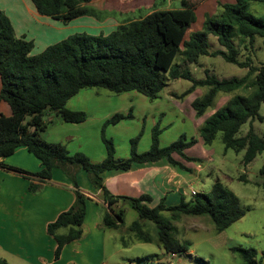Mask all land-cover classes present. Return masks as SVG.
<instances>
[{"label":"trees","instance_id":"trees-1","mask_svg":"<svg viewBox=\"0 0 264 264\" xmlns=\"http://www.w3.org/2000/svg\"><path fill=\"white\" fill-rule=\"evenodd\" d=\"M91 1L31 0L38 14L63 23L82 16L103 18L102 13L89 6ZM253 1L264 6V0L226 2L218 15L206 14L201 27L189 33L196 21L192 7L158 9L123 21L107 34L85 31L72 33L37 54H31L34 46L31 40L15 35L9 17L0 9V100L7 102L11 109L9 116L0 113V159L12 155L18 147H25L41 163V169L34 174L40 180L50 179L52 169L56 166L81 167L88 174L92 185L101 191L106 208L103 226H122L123 210L114 211L113 205L119 200L128 202L138 215L128 229L135 233L138 240L152 242L154 238L143 229L141 221L152 222L157 228L155 241L167 253L186 251L191 242L179 241L170 235L171 224L161 215L164 211L171 212L172 217L176 213L208 215L218 231L227 228L244 216L247 208L218 178L207 193H196L190 200L180 195L178 204L166 205L160 201L152 207L146 204L152 200L149 195L115 196L104 185L102 175L107 170H128L134 163L160 159L182 171L191 172V168L183 161L199 160L185 152L196 144L195 138H187L182 133L176 140L161 147V130L156 123L151 130L150 147L146 151L137 150L142 135L140 130L130 138L129 156L116 158L114 142L106 136L105 130L110 124L133 117L131 108L127 113L116 112L103 122L100 134L106 156L100 162H92L83 152L70 154L64 144L48 142L40 133L46 129L44 115L48 112L61 116L68 123H81L87 119L85 111L66 107L67 101L83 88L100 87L114 93L136 91L154 100L169 81L185 79L191 85L182 93H173L172 96L182 100L196 87H207V91L191 103L195 115L200 117L212 106L218 93H231L247 87L248 76L257 71L254 80L256 89L250 95L231 96L199 128V136L204 145H210L215 135L221 132L225 148L243 151L242 161L247 165L258 153L264 152V138L252 126L245 135L236 134L246 122L263 119L259 110L264 105V65L255 69L247 61L238 60L239 51L233 40L235 37L250 41L255 37L264 38V18L248 10L249 3ZM209 35L215 36L224 49L210 51ZM201 56H220L239 67H248V72L240 78L221 80L206 70L204 78L196 79L187 64H196ZM0 166L27 175L25 171L6 166L2 162ZM259 173L264 186V162ZM29 188L35 190L36 185L32 184ZM75 195L74 204L47 226L48 233L57 242L55 258L59 257L65 244L82 235L81 225L86 213L87 198L79 190L75 191ZM61 227H68L67 233L56 234V230ZM234 250L239 251L245 264H259L255 260L254 248L239 247ZM198 259L204 262L202 258ZM0 264L9 263L0 257Z\"/></svg>","mask_w":264,"mask_h":264},{"label":"rangeland","instance_id":"rangeland-1","mask_svg":"<svg viewBox=\"0 0 264 264\" xmlns=\"http://www.w3.org/2000/svg\"><path fill=\"white\" fill-rule=\"evenodd\" d=\"M119 1H123L122 4L120 3V7L126 9L129 6L131 10L129 8L124 12H111L112 10L107 9L106 11L103 10V13L108 12L110 15H114L115 20L120 19V16L126 17V20H129L144 16L153 10L190 6L196 13V21L192 24L188 31L189 33L201 27L206 14L212 16L218 15L222 10V5L232 0H114L113 3L118 5ZM248 10L253 15L264 18V6L262 3L250 2ZM233 42L238 47V60L247 61L255 69H259L264 65L263 37H255L253 41L247 38L241 40L240 37H235ZM208 43L210 51L224 49L213 35L208 36ZM176 59L179 60L180 58ZM187 67L196 79L204 78L206 70L209 74H214L221 80L232 77L240 78L248 72V67H239L225 61L220 56H201L196 64H187ZM256 72L254 71L248 76L247 87L231 93H218L214 98L212 106L205 112V118L224 105L231 96L235 94L250 95L256 89V85L254 84ZM190 85L191 82L185 79L169 81L161 90L162 96L165 99L162 100L161 107H172L171 113L174 114V107L177 105L174 104L173 106L168 93H182ZM206 91L207 87H196L192 93L184 97V100L182 99L186 120L181 122L173 118L174 122L162 132L161 144L167 146L176 140L180 134L184 133L188 135L192 131L189 128L191 115L186 111V107L191 110V105L189 104L190 106H188L187 102L200 97ZM75 96H77L75 98L78 100L79 107H83L91 114L89 121L84 125L86 129L82 128V133H77L79 136L75 137V141L81 142V145L86 144V149H88L92 159L104 148L100 129L96 128V120H101L100 118L104 115L111 117L118 109L123 107L124 102H138L136 96L146 98L145 95L136 91L114 93L100 87L83 88ZM165 101H168V103ZM125 107L127 110V105ZM259 112L263 116V119L261 121L254 119L241 125L236 136L245 135L249 127L252 126L254 131L264 138L263 104ZM45 122L47 123L48 120L46 119ZM151 123L150 125L149 123L145 124L142 118L131 117L125 119L119 125H108L110 127L106 136L112 138L116 147L115 149H117V155L124 157V148L129 147L130 138L138 134L140 130H142V135L139 139L141 142L140 146L147 147V143L150 142L152 127L155 125L152 126ZM47 125H49V132V130L54 129L56 124L55 122H48ZM112 125L114 126L112 127ZM53 132H56V130ZM81 135L87 137L85 138L87 141L80 138ZM221 135V132H218L210 145H195L188 150L189 156L197 157L199 160L190 163L192 170L186 173V181L180 185L183 193L179 192L178 194L183 195L186 200H190L193 198L191 194L192 189L197 193H207L211 189L212 183L218 178L224 186L239 198L240 203L247 208L245 215L227 228L218 231L208 215L176 213L175 217H172L171 212H162V217L171 224L170 235L179 241L189 240L191 242L188 250L176 253V256H171L170 253L165 252L159 247L155 241L157 238V228L150 221L142 220L141 223L143 229L154 238L152 242L137 240L135 233L127 229V227H106L105 251L102 253L103 261L116 264H157L156 262L158 261L165 264H245L239 251L234 250V248L241 247L254 248L256 250L255 260L259 264H264V186L261 184L262 176L259 173L264 162V152L258 153L251 162L244 165L242 161L244 152H236L232 148H225ZM44 137L48 136L44 134ZM91 161L93 162V160ZM82 172L86 175L80 176V180L84 183L88 180V176L84 171ZM123 217L125 226H127L130 222L137 219V213L131 208L126 207ZM90 220L93 221V215L92 217L88 216L87 222H90ZM122 242H125L126 245L123 246ZM4 256L0 252V257L4 258ZM199 257L204 262L200 261ZM7 259L8 263H13L10 260L11 258Z\"/></svg>","mask_w":264,"mask_h":264},{"label":"crops","instance_id":"crops-1","mask_svg":"<svg viewBox=\"0 0 264 264\" xmlns=\"http://www.w3.org/2000/svg\"><path fill=\"white\" fill-rule=\"evenodd\" d=\"M113 1L92 0L89 3L90 7L102 13L103 18L101 19L82 16L66 24L58 19L38 14L31 0H0V9L9 17L15 35L31 40L34 44L31 54H37L48 45L56 43L75 32L85 31L91 34L102 32L107 34L114 30L118 24L126 21L127 18L120 16V19L115 20L114 15L103 12L107 9L112 10L111 12H124L130 7L128 6L124 9L120 7V3L122 4L123 1H119L118 5L113 3ZM161 92H159L158 98L154 100H149L146 96V98L136 96L138 102H124L121 108L125 109L120 108L116 112L127 113L129 108H131L134 118L140 117L145 124L149 123V125L152 122V126L158 123L161 130L159 143L161 146H165L160 141L162 132L174 122L173 118L184 122L186 117L183 112L185 108L182 106L184 102L176 99L171 93H168L170 100H172L173 106L174 104L177 105L174 107V114L171 113L172 107H161L162 100H165ZM77 96L74 95V97L70 98L66 103V107L72 110L85 111L87 119L81 123H68L63 121L61 116L48 112L44 115V120L47 119L50 123L55 122L56 125L49 132V125H47L40 136L48 142L65 143L70 154L83 152L93 162H100L106 156L105 147L92 159L88 149H86V144L81 145V142L75 141V137L79 136L77 133H82V128L86 129L84 125L87 124L91 116L83 107H79L78 100L75 98ZM192 101L187 102L188 106L191 105ZM165 102L168 103V101ZM169 104L172 106L171 103ZM126 105L128 107L127 110ZM186 111L191 115L190 119H187L190 121L189 128L192 130L188 133L189 137L188 135L186 136L195 138L197 140L195 145H201L203 142L199 136V128L206 119L205 114L197 117L192 106L191 110L186 107ZM0 113L5 116L11 114L10 106L3 100H0ZM108 116L104 115L100 118L101 120H96V128L101 130L102 124L109 118ZM123 121L125 119L120 120L115 125H119ZM109 127H106L105 134L108 133ZM54 130L56 132H53ZM44 134L48 137H44ZM80 138L87 141L85 139L87 137L84 135H81ZM150 143L151 137L147 147H141V142L139 141L137 145L138 152L146 151L150 147ZM190 148L185 150L187 155ZM124 152V157L122 155L120 157L117 155V149H115V157H128L130 144L129 147L124 148ZM176 158L181 160L178 156ZM0 162L27 173V175H23L0 166V252L1 255H5L4 259L6 261L8 260L7 258H11L10 260L13 262L11 264H116L106 263V261L102 260V253L105 251L106 233V227L103 226L102 219L106 208L101 191L92 185L88 174L81 167L56 166L52 169L50 179L40 180L34 174L41 169V163L23 146L18 147L12 155L0 159ZM183 163L187 167L192 168L191 162L183 161ZM82 171L88 176V180L84 183L80 180V176H86ZM186 173L188 172L180 170L164 159H160L153 162L134 163L128 170H107L102 176L105 187L112 195L139 197L142 194H146L152 199L146 204L152 207L160 201H163L166 205L178 204L180 200L178 193L182 189L180 185L186 181ZM32 184L36 185L35 190H30L29 187ZM76 190H79L87 198L86 213L81 225L82 235L80 238L65 244L60 251L59 257L55 258L57 242L54 236L48 233L47 226L61 212L68 210L74 204ZM181 193H183V189ZM126 207L133 210L128 202L122 200L117 201L113 205L115 211L122 209L123 213ZM92 215L93 221L87 222L88 216L92 217ZM130 224L131 222L125 226L124 223L116 228L127 227L128 229ZM67 231L68 227H61L55 233L60 235L67 233ZM122 244L123 246L126 245L125 242H122ZM116 251L118 250L116 249ZM172 254L170 253L171 256H174ZM174 254L176 256V253ZM156 263L164 262L158 261Z\"/></svg>","mask_w":264,"mask_h":264},{"label":"built area","instance_id":"built-area-1","mask_svg":"<svg viewBox=\"0 0 264 264\" xmlns=\"http://www.w3.org/2000/svg\"><path fill=\"white\" fill-rule=\"evenodd\" d=\"M196 193H197V192H196L195 190H193V189L191 190V194H192V195H195ZM172 255H175V254L173 253Z\"/></svg>","mask_w":264,"mask_h":264},{"label":"water","instance_id":"water-1","mask_svg":"<svg viewBox=\"0 0 264 264\" xmlns=\"http://www.w3.org/2000/svg\"><path fill=\"white\" fill-rule=\"evenodd\" d=\"M180 191L182 192V189Z\"/></svg>","mask_w":264,"mask_h":264}]
</instances>
